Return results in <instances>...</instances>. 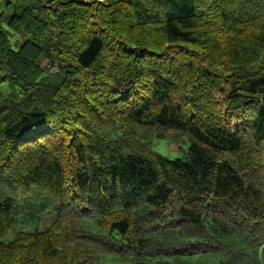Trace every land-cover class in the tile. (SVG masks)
<instances>
[{"label": "trees", "instance_id": "obj_1", "mask_svg": "<svg viewBox=\"0 0 264 264\" xmlns=\"http://www.w3.org/2000/svg\"><path fill=\"white\" fill-rule=\"evenodd\" d=\"M2 187L0 264H264V0H0Z\"/></svg>", "mask_w": 264, "mask_h": 264}, {"label": "rangeland", "instance_id": "obj_2", "mask_svg": "<svg viewBox=\"0 0 264 264\" xmlns=\"http://www.w3.org/2000/svg\"><path fill=\"white\" fill-rule=\"evenodd\" d=\"M21 38V36H20ZM13 44L15 48H20L22 43L19 39H14ZM48 60L43 58L41 64L46 66ZM182 148L186 150L189 143L186 141L182 142ZM155 148L158 152L166 155L170 158H175L182 155L177 140H157ZM6 196L16 197L20 203V213L18 225L7 235L6 240L15 238L20 231H32L35 229L44 230L51 225L55 218L56 206L54 201L49 200V194L41 190L33 191H17L9 187H2L0 189V199ZM57 203V202H56ZM19 213V214H20ZM32 220L31 225H27L25 220ZM34 228V229H33Z\"/></svg>", "mask_w": 264, "mask_h": 264}]
</instances>
